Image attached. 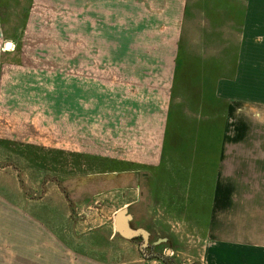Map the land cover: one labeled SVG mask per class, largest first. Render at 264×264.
<instances>
[{
	"label": "rangeland",
	"instance_id": "374dc122",
	"mask_svg": "<svg viewBox=\"0 0 264 264\" xmlns=\"http://www.w3.org/2000/svg\"><path fill=\"white\" fill-rule=\"evenodd\" d=\"M103 16L84 11L83 0H34L26 28H6V39L0 33V135L155 161L173 45L158 28L146 29L149 35L138 42L117 44L108 26L113 21L106 26ZM259 63L244 101L219 109L217 146L212 143L211 157H200L204 163L191 146L174 157L184 163L163 166L167 172L139 166L115 178L89 176V183L76 175L64 183V174L59 183H26L16 157L0 156V164H16L17 183H8V190L18 201L15 207L0 202V264H209V241L224 242L226 230L232 239L246 236L248 221L258 230L264 225V58ZM143 169L149 170L145 176ZM209 190L218 199L211 237L207 219L178 218L181 212L192 216V194L197 215L205 217L212 208ZM121 209L132 215L130 228L148 233L146 245L141 235L124 238L115 231ZM47 229L57 230L58 238ZM221 258L225 262V252Z\"/></svg>",
	"mask_w": 264,
	"mask_h": 264
},
{
	"label": "crops",
	"instance_id": "0c3cea01",
	"mask_svg": "<svg viewBox=\"0 0 264 264\" xmlns=\"http://www.w3.org/2000/svg\"><path fill=\"white\" fill-rule=\"evenodd\" d=\"M33 3L34 0H0L1 38L6 39V28L27 27ZM91 4H96L95 8H91ZM83 10L103 14L106 26L108 21H113L108 26L115 29L114 42L117 44L138 42L140 39L137 38L148 36L146 29L151 28H158L160 32L163 29L161 36L170 38L172 67L167 71L165 109L155 161L66 151L0 135L2 160L15 156L16 169L20 167L21 174L28 177L26 183H59L57 178L63 174L64 183L71 182L67 179L70 175H76L81 183H89V176L115 178L123 173L138 172L139 166H156L157 170L167 172L163 166L176 161L184 163L185 160L174 157L186 155L185 150H190L191 146L192 155L199 157V163H204L200 157H211L212 143L217 146L219 109L244 101V92L251 90L249 86L253 84L249 76L260 74L256 70L260 69L259 61L264 58V47L259 46L264 45V0H83ZM12 44L10 41L9 46ZM254 44L259 45L255 48ZM256 49L257 59L254 58ZM125 58L131 57H120ZM147 73L148 70H143L145 77ZM88 157L95 158V162ZM15 165L0 164V189L4 188L0 190V202L8 207L18 203L8 190V183H17L13 173ZM146 171H143L144 176ZM41 173L48 174L49 178L41 179ZM71 180L73 182L75 178ZM206 184L204 187L210 189ZM206 193L212 208L205 217L197 215L201 212L196 196L192 194L188 199L192 216L181 212L178 218L207 219L209 232L206 235L211 237V223L216 219L214 205L218 199L216 192L211 194L209 190ZM25 213L35 222L42 219L36 214ZM241 215L250 220L249 213L242 212ZM250 222L246 236L232 239L226 230L224 242H221L223 239L214 243L209 241V264H264V225H258L254 232ZM47 230L58 238L57 230ZM113 238V233H109L105 240L110 242ZM222 252L226 254L225 262L221 261Z\"/></svg>",
	"mask_w": 264,
	"mask_h": 264
},
{
	"label": "water",
	"instance_id": "95a60500",
	"mask_svg": "<svg viewBox=\"0 0 264 264\" xmlns=\"http://www.w3.org/2000/svg\"><path fill=\"white\" fill-rule=\"evenodd\" d=\"M132 215L126 209L118 210L114 214L115 231L124 238H133L141 235L143 237V245H146L148 233L143 229H132L129 226V221Z\"/></svg>",
	"mask_w": 264,
	"mask_h": 264
}]
</instances>
